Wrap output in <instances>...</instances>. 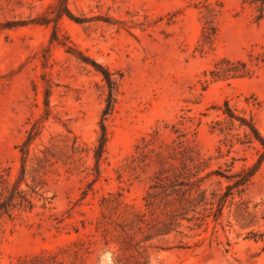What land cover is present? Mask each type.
I'll return each mask as SVG.
<instances>
[{
  "label": "rangeland",
  "instance_id": "374dc122",
  "mask_svg": "<svg viewBox=\"0 0 264 264\" xmlns=\"http://www.w3.org/2000/svg\"><path fill=\"white\" fill-rule=\"evenodd\" d=\"M56 3L0 0V201L1 180L20 176L18 145L40 125L20 184L34 207L0 215V264H135L121 225L144 209L158 175H189L200 189L195 219L160 241L172 248L151 249L150 264H264V149L224 113L227 101L264 137V62L256 59L264 53V0H69L76 19L58 21L66 46L51 41L54 21L42 22L55 17ZM209 10L217 32L204 44ZM224 58L246 61L251 73L215 78ZM93 62L122 77L101 175L90 185L107 97ZM45 157L43 199L30 186Z\"/></svg>",
  "mask_w": 264,
  "mask_h": 264
},
{
  "label": "trees",
  "instance_id": "16d2710c",
  "mask_svg": "<svg viewBox=\"0 0 264 264\" xmlns=\"http://www.w3.org/2000/svg\"><path fill=\"white\" fill-rule=\"evenodd\" d=\"M69 0H57L54 18L46 17L42 20L43 23H49L54 21L53 33L51 41H58V43L66 46V42L60 40L58 33V21L64 15H67L73 19V14L71 13L69 6ZM214 11L209 10L206 26L203 31V41L204 44L211 43L217 32V26L214 24L213 20ZM261 17V15H260ZM67 51L73 55H79L77 57L85 60L81 51L75 49L73 46H67ZM260 57H256L257 61L264 62V53ZM99 71L103 74V79L107 84V97L106 104L102 111V116L100 120L101 131L97 139V144L94 148V159L95 166L93 168L95 178L90 183L92 185L101 175V162L105 159L106 147L108 142V132L106 121L108 117L112 114L117 101V92L119 89V81L122 77L116 78L114 73H112L108 68H99L100 66L93 62ZM251 69L248 63L244 60L232 61L230 59L224 58L217 64V69L212 71L215 78H228V77H239L249 75ZM47 86L45 90V106L46 112L49 114V104L51 95V84L49 80H46ZM224 113L230 119V124L235 125L234 120L239 121V127H245L249 129L245 133L249 142L258 140L264 149V137L258 130L254 120L252 118H246L244 116H239L234 113V110L230 107L229 103L225 102ZM219 124V123H218ZM40 134V125L36 123L32 129L29 131L26 138L21 144L18 145L19 151L21 152V171L18 181L14 184H10L8 180L3 178L2 183V193L3 199L0 201V215L10 214L11 210L17 205L24 207L25 209H33L34 204L32 199L20 189V184L26 181V176L28 174V163L30 161L31 144ZM264 154V153H263ZM49 159L45 157L39 161L38 169H34L35 174L33 175L34 185L31 188V194H37L41 198L43 194H39L38 186L43 185V180H41L42 170L46 167ZM259 166L252 167L245 175L235 182L236 186L246 184L250 181L251 177L255 174ZM29 186V185H28ZM91 189V188H90ZM199 184L190 181L189 175H175L173 177L156 176V180L150 186L147 194L144 196V209L133 210L126 217L125 224L121 225V237L123 247L127 250H135L138 254V258L135 260V264H150L151 263V249L166 250L172 248V246H165L160 243L164 241L165 237L171 235L172 233H180V227L182 226V221L187 220L189 222L195 219L194 215L189 216L191 211H196L195 199L192 198L193 191L198 194ZM205 191H202L203 194ZM87 191L83 192L85 196ZM122 195L121 193L119 194ZM225 194L224 197H227ZM199 196V195H198ZM18 200V202H16ZM192 207V208H191ZM223 207V201L220 204L216 212V216L221 212ZM133 209V207H132ZM196 219H199L198 217ZM149 242V244H145ZM177 247H184L182 244ZM119 264H132V262H122L119 260Z\"/></svg>",
  "mask_w": 264,
  "mask_h": 264
}]
</instances>
